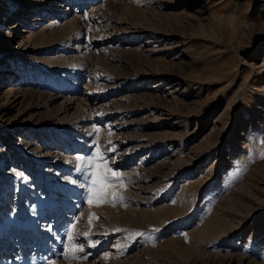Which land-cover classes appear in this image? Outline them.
Masks as SVG:
<instances>
[{
    "label": "rangeland",
    "instance_id": "1",
    "mask_svg": "<svg viewBox=\"0 0 264 264\" xmlns=\"http://www.w3.org/2000/svg\"><path fill=\"white\" fill-rule=\"evenodd\" d=\"M262 152L264 0H0V264H264Z\"/></svg>",
    "mask_w": 264,
    "mask_h": 264
},
{
    "label": "snow or ice",
    "instance_id": "2",
    "mask_svg": "<svg viewBox=\"0 0 264 264\" xmlns=\"http://www.w3.org/2000/svg\"><path fill=\"white\" fill-rule=\"evenodd\" d=\"M99 131V130H97ZM111 134V133H109ZM111 143L110 141L108 142ZM261 159H264V152L260 155ZM79 161L82 162V166L80 169L83 171L84 167L86 166L87 169H95L94 171H91L90 173V179L91 183L86 185L88 191H87V198L88 203L90 205L95 204L96 206H101L105 203L112 205L115 207L117 204L125 205L126 198L122 195L121 190L126 188L128 184L126 183L124 177L121 173L113 170L107 163L105 154L100 152L99 149H97L96 154L92 157H77ZM17 175H21L20 173H17ZM96 213H90L89 219H88V225L89 227L93 226V220L98 219ZM79 217L77 218V221H79ZM76 229V224L70 226L68 230V238H69V246L72 245V241L74 239V230ZM119 231V229H117ZM154 231H158L155 230ZM85 237H90V232L83 233ZM136 236H143L145 233L143 232H136L134 233ZM185 239L187 240V234H184ZM69 246H66L64 255L65 258H68L71 256L72 258H77V253L83 252V245H74L71 246L69 251ZM92 247H95V243H91ZM86 258V257H84Z\"/></svg>",
    "mask_w": 264,
    "mask_h": 264
},
{
    "label": "bare ground",
    "instance_id": "3",
    "mask_svg": "<svg viewBox=\"0 0 264 264\" xmlns=\"http://www.w3.org/2000/svg\"><path fill=\"white\" fill-rule=\"evenodd\" d=\"M13 8L15 9V8H17V9H19V6L18 5H16V6H13ZM219 121H220V129H218L219 130V134H221V132H222V130L223 129H226V127L227 128H229V123H224L222 120H220L219 119ZM231 124V123H230Z\"/></svg>",
    "mask_w": 264,
    "mask_h": 264
}]
</instances>
